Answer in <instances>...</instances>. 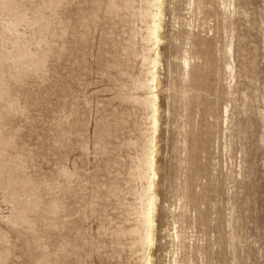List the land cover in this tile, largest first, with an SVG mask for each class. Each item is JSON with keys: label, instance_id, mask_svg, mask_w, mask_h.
<instances>
[{"label": "rangeland", "instance_id": "obj_1", "mask_svg": "<svg viewBox=\"0 0 264 264\" xmlns=\"http://www.w3.org/2000/svg\"><path fill=\"white\" fill-rule=\"evenodd\" d=\"M14 2L22 21L0 14V264H139L150 2ZM163 12L152 264H264V0ZM21 45L40 68L10 66Z\"/></svg>", "mask_w": 264, "mask_h": 264}, {"label": "bare ground", "instance_id": "obj_2", "mask_svg": "<svg viewBox=\"0 0 264 264\" xmlns=\"http://www.w3.org/2000/svg\"><path fill=\"white\" fill-rule=\"evenodd\" d=\"M149 2L151 8L147 14L148 22L145 26V34L143 37V41L145 42V50L143 51V55H142L146 69L143 76V81L139 83L137 86V87L143 86L144 89L146 90L145 99L141 101V103L145 108V110L148 111L147 119L149 123L148 124L149 128L148 130H146L148 132L146 135L145 150L142 154L141 160L138 162V170L136 172L137 176L142 181V190L139 195L141 204L137 212L138 224L132 227V231L138 234L137 241L139 246L141 245L144 248L142 255H141L142 252L141 251L140 252L141 256L140 258H138L140 260L139 264H152L153 261L151 247L153 245L155 232H156L155 212L157 207L156 178L158 177V170H157L158 168H157L156 152H157V135L159 131V108H160L159 91L161 88L160 87L161 54H160L159 45L162 40L161 30L163 28V20H164V12H163L164 0H149ZM192 4L193 2L191 1L188 2V7H190ZM221 6L222 9L226 8V4L224 1H221ZM0 14L1 16H3L4 24L6 22H20L24 19V15L19 10V8H17L14 0H0ZM11 37L12 36H10L9 38ZM231 48H232L231 44L225 48L226 54L230 53ZM42 53L44 52L42 51ZM42 53L41 52L34 53L30 51V49L26 45L24 46L21 45V47H17L16 51L12 54L11 56L12 62L10 66L14 68H19L22 71H27L30 68L31 69L40 68L45 58V55ZM2 56H0V61ZM190 62H191V57L189 55V52L186 51L185 54L182 56L184 75L186 76V78H188L190 75L193 77H199L200 76L199 72L196 73L191 72ZM223 64H224V71L227 72L228 77L232 79L233 78L232 66L226 60H224ZM0 74H3L2 68H0ZM227 111L228 108L226 106L224 108V112L227 114ZM8 145H9L8 143L1 142V146H8ZM3 170H4L3 165L0 163V176L3 173ZM25 187H26L25 183L22 182L19 184L18 188L12 189V193L19 197H25L27 196V191L25 190ZM28 211H29L28 202L25 199H23V201L21 202V206L13 209L12 212L10 213L9 218L15 223L19 221L25 222L27 220ZM179 236L180 235L178 233L177 228L174 227L172 238L178 240ZM2 257L3 256L0 255V260ZM173 263L174 264L176 263L175 258L173 259Z\"/></svg>", "mask_w": 264, "mask_h": 264}]
</instances>
